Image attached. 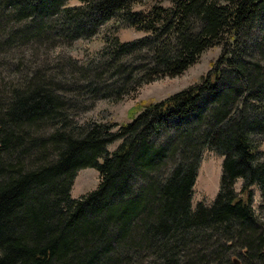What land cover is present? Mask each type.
Here are the masks:
<instances>
[{"label":"trees","instance_id":"16d2710c","mask_svg":"<svg viewBox=\"0 0 264 264\" xmlns=\"http://www.w3.org/2000/svg\"><path fill=\"white\" fill-rule=\"evenodd\" d=\"M71 1L0 0V57L13 70L0 91V264H264L253 207L258 188L264 212V0H175L148 12L134 9L143 0ZM104 28L87 61L57 52ZM125 29L145 36L122 42ZM218 45L198 84L128 124L76 121L100 100L183 75ZM43 47L55 50L45 67L14 65ZM206 150L223 158L221 186L194 210ZM88 168L100 183L74 199Z\"/></svg>","mask_w":264,"mask_h":264},{"label":"rangeland","instance_id":"374dc122","mask_svg":"<svg viewBox=\"0 0 264 264\" xmlns=\"http://www.w3.org/2000/svg\"><path fill=\"white\" fill-rule=\"evenodd\" d=\"M175 0H143V5H136L134 9L148 12L155 6H163L165 8H172ZM76 0L71 1L70 5H78ZM7 17L10 15L7 14ZM10 20V19H9ZM7 19H0V26H6ZM24 25V24H22ZM12 27V22L9 24ZM114 28L113 25H109L107 28ZM21 28V27H20ZM23 28V27H22ZM21 28V29H22ZM107 28H104L102 33L93 40L80 39L73 42L69 47L58 50L57 52H63L67 56H71L74 59L85 62L88 59L94 57L104 46L103 37L107 32ZM24 33V32H23ZM22 33V34H23ZM122 42H128L137 40L145 36L144 33L135 31L133 29L120 30L116 34ZM22 37L21 35L19 36ZM55 50H49L48 47L38 48L34 51V55L29 52H24L17 57V61L14 65H22L30 67V62H36L39 64L41 61L42 67L47 65V59H50L55 55ZM222 53V46H214L207 49L197 60V62L190 67L183 75L170 78L164 77L156 80L155 82L144 84L139 88L137 93L125 96L121 100H100L93 104L89 109L84 112H80L76 117V121L82 123H104V124H116L119 126L126 125L131 122L132 117L140 109H142L148 103H155L162 101L178 92H181L189 87L198 84L203 76L212 69L213 65L220 58ZM5 59L0 57V91L6 87V82L13 70L5 69L3 66ZM25 66V67H26ZM22 68L21 66H17ZM23 69V68H22ZM45 71V68H42ZM136 110V111H135ZM259 149L264 153V139L258 138ZM119 145L118 143L112 144L109 150L113 152ZM222 166L223 158L217 155L213 150H206L204 152L203 160L200 165L198 178L194 187L192 208L195 210L199 203L210 207L217 198L220 191L221 178H222ZM100 183V174L96 169L88 168L80 171L74 182V186L71 192L72 198L79 199L90 192L97 189ZM242 180L236 182L235 188L238 192L241 191ZM261 204V194L258 188H255V196L253 207L256 213L263 215L264 212H259V206Z\"/></svg>","mask_w":264,"mask_h":264}]
</instances>
